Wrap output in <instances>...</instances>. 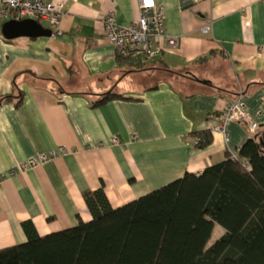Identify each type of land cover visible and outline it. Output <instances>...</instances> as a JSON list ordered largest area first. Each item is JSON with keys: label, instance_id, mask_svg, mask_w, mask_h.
<instances>
[{"label": "crops", "instance_id": "crops-1", "mask_svg": "<svg viewBox=\"0 0 264 264\" xmlns=\"http://www.w3.org/2000/svg\"><path fill=\"white\" fill-rule=\"evenodd\" d=\"M51 1L63 4L59 36L43 21L50 37L8 40L0 20V98L11 97L0 100V250L27 242L26 223L44 237L90 222L86 192L117 209L222 162L255 137L244 123L204 149L192 135L238 97L264 127V0H154L178 42L148 60H118L104 37L103 18L128 26L139 0ZM107 93L118 97L95 106ZM58 147L68 153L11 173Z\"/></svg>", "mask_w": 264, "mask_h": 264}, {"label": "trees", "instance_id": "trees-1", "mask_svg": "<svg viewBox=\"0 0 264 264\" xmlns=\"http://www.w3.org/2000/svg\"><path fill=\"white\" fill-rule=\"evenodd\" d=\"M211 135L193 134L195 147L210 146ZM236 154L117 209L101 190L86 192L90 222L44 237L26 223L27 242L1 249L0 264H264V127ZM215 226L223 234L209 245Z\"/></svg>", "mask_w": 264, "mask_h": 264}, {"label": "built area", "instance_id": "built-area-1", "mask_svg": "<svg viewBox=\"0 0 264 264\" xmlns=\"http://www.w3.org/2000/svg\"><path fill=\"white\" fill-rule=\"evenodd\" d=\"M139 18L128 26L118 25L113 13L103 18L104 37L115 49L117 55L128 57L133 53H140L144 60L158 56L163 50L174 48L178 39L168 35L165 27V14L162 6L154 0H139ZM63 4L51 0H0V20H34L45 21L52 28L55 35H61L59 22L63 16ZM244 24L248 25L244 18ZM209 27L201 29L202 34L209 33ZM258 115V114H257ZM230 122L244 123L251 136H255L259 127L246 112V105L241 97L229 103L223 110L208 117L210 133H220L227 136L226 126ZM134 141V137L131 138ZM196 142V141H195ZM110 143L119 145L116 137ZM68 153L64 147L38 153L36 156L19 163L12 170V174L21 173L37 166L53 161L57 157ZM231 160H237V154L230 153Z\"/></svg>", "mask_w": 264, "mask_h": 264}, {"label": "water", "instance_id": "water-1", "mask_svg": "<svg viewBox=\"0 0 264 264\" xmlns=\"http://www.w3.org/2000/svg\"><path fill=\"white\" fill-rule=\"evenodd\" d=\"M1 33L8 40L19 37L38 38L51 36L50 30L43 28L40 23L34 20L6 21L2 25ZM201 83L207 84L205 81Z\"/></svg>", "mask_w": 264, "mask_h": 264}, {"label": "rangeland", "instance_id": "rangeland-1", "mask_svg": "<svg viewBox=\"0 0 264 264\" xmlns=\"http://www.w3.org/2000/svg\"><path fill=\"white\" fill-rule=\"evenodd\" d=\"M40 23H41V25H44L45 26V22H41L40 21ZM140 55V54H139ZM140 56H143V55H140ZM142 63L140 64V63H137L136 64V66H140V67H142ZM221 233V231L220 230H218V229H216L215 231H214V233H213V236H212V238L213 239H215L216 237H218L219 236V234ZM213 242V240H211L210 242H209V245H211V243Z\"/></svg>", "mask_w": 264, "mask_h": 264}]
</instances>
